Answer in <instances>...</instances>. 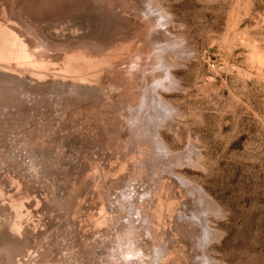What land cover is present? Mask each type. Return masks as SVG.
I'll list each match as a JSON object with an SVG mask.
<instances>
[{"label": "rangeland", "instance_id": "1", "mask_svg": "<svg viewBox=\"0 0 264 264\" xmlns=\"http://www.w3.org/2000/svg\"><path fill=\"white\" fill-rule=\"evenodd\" d=\"M160 250L264 264V0H0V264Z\"/></svg>", "mask_w": 264, "mask_h": 264}, {"label": "bare ground", "instance_id": "2", "mask_svg": "<svg viewBox=\"0 0 264 264\" xmlns=\"http://www.w3.org/2000/svg\"><path fill=\"white\" fill-rule=\"evenodd\" d=\"M146 1H148V0H146ZM146 3H147V2H146ZM150 3H151V2H150ZM150 3H149V4H150ZM43 4H44V1H43ZM156 4H157V3H156ZM8 5H9V4H8ZM147 5H148V4H146L145 6H147ZM148 6H149V5H148ZM150 6H151V4H150ZM150 6H149V7H150ZM154 6L156 7L157 5H153L152 8H153ZM23 7H24V6H23ZM157 8H158V6L156 7V9H153V10L156 12V14H157V19H158V17L161 16L162 14L160 15V12H161V11H159V10H161V9L158 10ZM159 8H160V7H159ZM20 9H22L21 6H20ZM23 9H24V8H23ZM20 11H22V10H20ZM147 12H148V11H147ZM147 12H146V13H147ZM155 12H154V13H155ZM154 13H153V14H154ZM147 14H148V13H147ZM28 15H29V14H28ZM154 15H155V14H154ZM158 15H159V16H158ZM35 17H36V16H35ZM155 17H156V16H155ZM166 17H167V16H166ZM160 18H161V17H160ZM163 18L165 19V17H163ZM168 18H169V17H168ZM159 20H161V19H159ZM168 20H169V19H168ZM158 22H159V21H158ZM158 22H157V23H158ZM166 23H167V22H166ZM161 24H162V23H161ZM155 25H156V24H155ZM162 26H163V25H162ZM4 44H5V43H4ZM158 48H159V47H158ZM37 53H38V52H37ZM12 54H13V53H12ZM37 55H38V54H37ZM136 56H137V55H136ZM40 57H41V56H40ZM141 57H142V55H141ZM31 61H32V60H31ZM40 63H42V61H41ZM46 63H47V62H46ZM40 66H41V65H40ZM112 68H113V67H112ZM158 74H159V73H158ZM111 83H112V82H111ZM153 84H154V83H153ZM165 85H166V84H165ZM172 85H173V84H172ZM176 86H178V85H176ZM146 89H147V88H146ZM145 91H146V90H145ZM157 91H158V90H157ZM154 92H155V94H157L155 90H154ZM155 96H157V95H155ZM154 98H155V97H154ZM157 98H158V100H159V97H158V96H157ZM146 99H147V98H146ZM160 99L163 100L162 98H160ZM158 100H157V101H158ZM161 100H159L158 102H159V103L161 104V106H162V105H164V104L161 103V102H164V101H161ZM128 104H129V103H128ZM140 105H142V104H140ZM131 106H132V105H131ZM162 107H163V108H165V107L167 108L166 103H165V107H164V106H162ZM128 108H129V107H128ZM132 108H133V107H132ZM166 108H165V109H166ZM171 108H172V107H171ZM165 109H164V110H165ZM166 110H167V109H166ZM173 110H174V109H173ZM136 111H137V110H136ZM148 111H149V110H148ZM171 111H172V110H171ZM171 111H170V112H171ZM139 112H140V111H139ZM159 130H160V129H159ZM155 133H156V132H155ZM156 135H157V134H156ZM153 136H154V135H153ZM154 137H155V136H154ZM158 140H159V139H158ZM158 140H157V141H158ZM162 143H163V142H162ZM162 143H161V144H162ZM163 144H164V143H163ZM164 146H165V145H164ZM161 148H162V147H161ZM163 149H165V147H163ZM165 150H168V149L166 148ZM166 156H167V155H166ZM163 157H164V156H163ZM175 157H176V156H175ZM169 158H170V157H169ZM181 159H182V158H181ZM166 160H167V159H166ZM167 161H168V160H167ZM182 180H183V179H182ZM185 182H186V181H185ZM132 189H133V188H132ZM199 189H200V188H199ZM134 191H135V190H134ZM198 191H199V190H198ZM196 192H197V191H196ZM201 192H202V191H200V193H201ZM120 193H121V192H120ZM123 193H124V192H123ZM145 193H146V192H145ZM203 193H204V192H203ZM148 194H149V193H148ZM201 195H203V194H201ZM147 196H148V195H147ZM204 196H205V195H203V197H204ZM140 197H143V196H140ZM131 198H132V197H130V199H131ZM137 198H138V197H137ZM146 198H147V197H146ZM127 199H129V198H127ZM139 199H140V198H139ZM204 199H205V198H204ZM142 200H143V199H142ZM145 200H146V199H145ZM145 200H143V201H145ZM201 200H203V199H201ZM205 200H206V199H205ZM205 200H204V202H205ZM130 201H131V200H130ZM132 201H133V200H132ZM134 201H135V200H134ZM206 201H207V200H206ZM128 202H129V201H128ZM139 202H140V201H139ZM124 203H125V202H124ZM124 203H123V205H124ZM132 203H133V202H132ZM135 203H136V202H135ZM141 203H142V201H141ZM143 203H144V202H143ZM211 203H212V202H211ZM138 204H139V203H138ZM126 205H127V203H126ZM140 205H141V204H140ZM127 206H128V205H127ZM127 206L124 205V208L127 207ZM141 206H142V205H141ZM205 206H206V205H205ZM209 206H210V205H209ZM209 206H208V207H209ZM103 207H104V206H103ZM103 207H102V208H103ZM138 207H139V206H138ZM208 207H207V208H208ZM211 207H212V206H211ZM218 207H219V206H218ZM114 208H115V207H114ZM139 208H140V207H139ZM110 209H111V208H110ZM134 209L136 210V208H134ZM141 209H142V208H141ZM103 210H104V209H103ZM114 210H116V209H114ZM104 211H105V210H104ZM111 211H112V210H111ZM122 211H123V210H122ZM208 211H209V210H208ZM208 211H207V212H208ZM212 211H213V210H212ZM133 212H134V211H133ZM140 212H141V211H140ZM205 212H206V211H205ZM207 212H206V213H207ZM215 212H216V211H215ZM109 213H110V212H109ZM136 213L139 215V213H138V209L136 210L135 214H133V216H136ZM142 213H143V211H142ZM142 213H141V215H142ZM203 213H204V212H203ZM106 214H107V212H106ZM112 214H114V213H112ZM125 214H126V213H125ZM125 214H124V215H125ZM216 214H217V213H216ZM107 215H108V216H107ZM107 215H106L107 217H104V216H103V220L100 222V225H101V223H106L105 221L110 222V221L113 220V219H112V216H110L109 214H107ZM117 215H119V214H117ZM124 215H123V216H124ZM143 215H144V214H143ZM209 215H210V214H209ZM97 216H98V215H97ZM200 216H201V215H200ZM207 216H208V215H207ZM116 217H118V216H116ZM139 217H140V215H139ZM142 217H143V216H142ZM144 217H145V216H144ZM201 217H202V216H201ZM204 217H205V215H204ZM94 218H97V217H94ZM98 218H101V217H98ZM133 218H134V217H133ZM135 218H138V216H136ZM135 218H134V219H135ZM140 218H141V217H140ZM148 218H149V217H148ZM194 218H195V217H194ZM131 219H132V217H131ZM144 219H146V218H144ZM144 219L141 218V221L143 220V221H144L143 224L146 226L147 224L145 223V220H144ZM152 219H153V218H152ZM152 219H151V220H152ZM202 219H203V218H202ZM202 219H201V220H202ZM205 219H206V218H205ZM205 219H204V220H205ZM124 220H126V219H124ZM127 220H128V219H127ZM136 220H137V219H136ZM146 220H147V219H146ZM141 221H140V222H141ZM143 221H142V222H143ZM206 221H207V220H206ZM124 222H125V221H124ZM137 222H139V220H138ZM137 222H136V225H137ZM142 222H141V223H142ZM146 222H147V221H146ZM200 222H201V221H200ZM127 223L131 224V223H133V222H131V221L129 220L128 222L121 223V224L119 225L120 227L118 228V231L122 232L121 230H122V228L124 227L123 225H125V226H126V225H129V224H127ZM147 223H148V222H147ZM206 223H207V222H206ZM206 223H205V224H206ZM106 224H107V225H106ZM106 224H105L106 227H107V226L110 227V226L108 225L109 223H106ZM110 224H111V223H110ZM112 224H113V223H112ZM138 224H139V223H138ZM148 224L150 225V223H148ZM113 225H114V224H113ZM133 225H135V224H133ZM140 225H141V224H140ZM194 225H195V224H194ZM102 226H103V225H102ZM122 226H123V227H122ZM150 226L152 227V225H150ZM206 226H208V224H206ZM108 227H107V229H108ZM131 227H133V226H131ZM135 227H136V226H135ZM137 227H138L139 229L141 228L140 226H137ZM148 227H149V226H148ZM151 227H150V228H151ZM203 227H204V226H203ZM208 227H209V226H208ZM124 228H125V227H124ZM124 228H123V229H124ZM155 228H156V227H155ZM155 228H153L152 230H155V231H156ZM113 229H114V228H113ZM128 229H129V228H128ZM128 229H127V230H128ZM131 229H133V228H131ZM131 229H130V230H131ZM146 229H147V228H146ZM146 229H144V230H146ZM148 229H149V228H148ZM104 230H105V229H104ZM109 230H110V229H109ZM149 230H150V229H149ZM149 230H146L145 232H150V233H148V234H149V236H151V238H152V237H153V234H156V232L154 231V232H155V233H154V232H152L151 230H150V231H149ZM209 230H211V229H209ZM209 230L207 229L208 232H209ZM212 230H213V229H212ZM212 230L210 231V233L212 232ZM116 231H117V230H116ZM125 231H126V230H125ZM142 231H143V230H142ZM204 231H205V230H204ZM214 231H215V230H214ZM123 232H124V231H123ZM145 232H144V234H143V232H142V234H143L144 236H146V234H147V233H145ZM130 233H132V232H130ZM210 233H209V234H210ZM218 233H219V231H218ZM117 234H118V233H117ZM148 234H147V235H148ZM211 234L214 235L213 233H211ZM219 234H220V233H219ZM219 234H216V235H219ZM120 235H121V233H120ZM206 235H207V234H206ZM149 236H148V237H149ZM155 236H156V235H154V237H155ZM211 237H212V236H211ZM215 237H216V236H215ZM215 237H214V238H215ZM155 238H156V237H155ZM155 238H152V240H155ZM205 238H206V237H205ZM207 238H208V237H207ZM217 238H218V237H217ZM157 239H158V238H157ZM211 239H212V238H211ZM202 242H203V241H202ZM162 244H163V243H162ZM204 244H205V243H204ZM156 245H158V244H156ZM160 245H161V244H160ZM208 245H209V244H208ZM162 246H163V245H162ZM162 246H161V247H162ZM201 247H202V245H201ZM156 249H157V248H156ZM159 249H160V248H159ZM159 249H158V250H159ZM160 251H161V252H160ZM160 251H159L160 253H158L157 260L154 258V259L158 262L157 264H160V263L162 262V261H161V262L159 263V260H160L159 258L161 257L160 254H162V253L164 252V250H160ZM167 251H168V250H167ZM202 251H203V250H202ZM163 254H164V255H163L162 257H163V259H164V257H165V252H164ZM205 254H206V253H205ZM155 257H156V256H155ZM156 261H155V262H156ZM155 264H156V263H155Z\"/></svg>", "mask_w": 264, "mask_h": 264}]
</instances>
